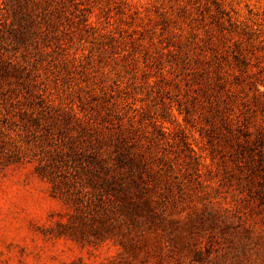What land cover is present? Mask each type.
<instances>
[{
    "label": "rangeland",
    "instance_id": "obj_1",
    "mask_svg": "<svg viewBox=\"0 0 264 264\" xmlns=\"http://www.w3.org/2000/svg\"><path fill=\"white\" fill-rule=\"evenodd\" d=\"M0 264H264V0H0Z\"/></svg>",
    "mask_w": 264,
    "mask_h": 264
},
{
    "label": "trees",
    "instance_id": "obj_2",
    "mask_svg": "<svg viewBox=\"0 0 264 264\" xmlns=\"http://www.w3.org/2000/svg\"><path fill=\"white\" fill-rule=\"evenodd\" d=\"M221 114V121L222 123L224 124V126L226 127L227 130H229L230 128V123H229V120L227 119V117L225 116V114H223V112H220ZM244 136H247V135H244Z\"/></svg>",
    "mask_w": 264,
    "mask_h": 264
}]
</instances>
